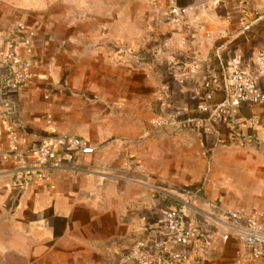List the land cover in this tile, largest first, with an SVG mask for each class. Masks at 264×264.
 <instances>
[{
  "label": "crops",
  "instance_id": "1",
  "mask_svg": "<svg viewBox=\"0 0 264 264\" xmlns=\"http://www.w3.org/2000/svg\"><path fill=\"white\" fill-rule=\"evenodd\" d=\"M125 5L128 18L123 0L106 6L97 18L102 36L90 37L55 4L0 0V264H157L161 254L176 264H264L226 216L259 213L264 222V104L211 117L225 98L228 61L239 58L248 71L264 50V0ZM172 6L187 9L180 25L166 19ZM18 23L35 30L38 58L28 84L16 89L5 61L15 48L24 55ZM108 40L145 54L143 67L157 71L166 100L152 97L154 84H140L122 54L109 61ZM172 55L196 63L184 85L170 74ZM212 70L221 86L208 103ZM162 115L172 123L156 129ZM12 131L19 162L2 157ZM43 143L54 156L48 176L37 179L23 167ZM172 209H183L195 228L189 246L169 237ZM136 249L149 251L150 261L134 259Z\"/></svg>",
  "mask_w": 264,
  "mask_h": 264
},
{
  "label": "built area",
  "instance_id": "2",
  "mask_svg": "<svg viewBox=\"0 0 264 264\" xmlns=\"http://www.w3.org/2000/svg\"><path fill=\"white\" fill-rule=\"evenodd\" d=\"M187 17V9L179 6H172L168 9L166 19L174 25L182 24ZM15 31L19 36V42L24 55L18 54L15 48L6 56L5 67L12 81L13 88L18 89L30 81L32 68L37 63V53L34 44L35 33L24 23H18ZM169 71L174 80L184 85L194 78L196 74V63L192 59H180L172 55L168 61ZM225 98L218 103L211 111V117L217 118L225 114L229 109L238 108L247 103L264 104V50L260 51L253 61L251 70H244L239 58H232L225 65ZM221 86L217 73L212 70L204 83L206 90V101L211 103L215 98L216 90ZM162 100L167 99V91L163 90ZM1 110V106H0ZM203 111H209V106L204 105ZM172 122L166 116H159L154 121L156 129L168 127ZM11 144L9 149L3 153L5 161L19 162L22 155L17 147L18 135L12 131ZM53 150L50 145L43 143L36 151L35 162L26 165L25 171H30L37 179H44L51 170ZM229 227L237 240L244 244L255 257L264 258L262 245L264 244V222L262 215L246 211L232 210L226 213ZM167 227L169 237L181 246H189L195 237V228L186 222V214L183 209H172L167 214ZM230 234L224 236L229 239ZM134 259L150 261L149 251L136 249L133 251ZM157 264H176L175 258L167 254H161L156 258Z\"/></svg>",
  "mask_w": 264,
  "mask_h": 264
},
{
  "label": "rangeland",
  "instance_id": "3",
  "mask_svg": "<svg viewBox=\"0 0 264 264\" xmlns=\"http://www.w3.org/2000/svg\"><path fill=\"white\" fill-rule=\"evenodd\" d=\"M12 4H23L34 6L35 3H42L46 5H54L55 9H57L64 17L66 11H70L69 13H73L76 19L77 30L80 32L81 36H90V37H98L102 36L100 34V29L98 28L97 18L99 14L104 13L105 8L109 9V5L113 3V0H8ZM130 0H123L124 3V11H125V3ZM130 11L127 10L124 12L126 18H128ZM35 33L33 28H30ZM103 35H107L104 31ZM104 35V36H105ZM108 38V36H106ZM107 56L110 62H112L114 58V51L118 54H122V59H120V63L125 65L133 63L135 68L140 73V84L149 81L154 84L155 90L154 92L148 93L154 96L155 99L161 98L163 95V85H161V81L159 79V75L157 71L146 70L143 65L145 62V54L136 49L133 45L126 43L123 41L120 45L114 44V41H107ZM114 62V61H113ZM118 62V61H117ZM141 94V93H140ZM144 96L147 95V92L143 90L142 93ZM148 96V95H147ZM147 98V97H146Z\"/></svg>",
  "mask_w": 264,
  "mask_h": 264
}]
</instances>
